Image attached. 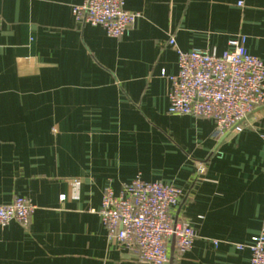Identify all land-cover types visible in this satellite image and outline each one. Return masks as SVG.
<instances>
[{
    "label": "crops",
    "instance_id": "obj_1",
    "mask_svg": "<svg viewBox=\"0 0 264 264\" xmlns=\"http://www.w3.org/2000/svg\"><path fill=\"white\" fill-rule=\"evenodd\" d=\"M82 2L0 0V205L36 207L0 227V264H141L97 214L136 176L182 191L173 216L195 238L172 264H250L237 245L264 228V105L216 139L212 119L167 113L160 75L177 73L170 37L222 55L242 35L264 63V0H125L142 17L120 38L76 24Z\"/></svg>",
    "mask_w": 264,
    "mask_h": 264
},
{
    "label": "built area",
    "instance_id": "obj_2",
    "mask_svg": "<svg viewBox=\"0 0 264 264\" xmlns=\"http://www.w3.org/2000/svg\"><path fill=\"white\" fill-rule=\"evenodd\" d=\"M72 15L76 24L100 27L111 38L126 35L142 17L141 12L126 10L125 0H83L72 8ZM245 45L246 38L238 35L222 55L199 49L182 52L170 37L168 46L177 54V73L160 75L168 82L167 113L212 119L216 139L240 134L249 115L264 105V63L248 54ZM203 172L200 164L197 174ZM181 197V189L136 176L118 196L106 188L97 214L108 241L133 248L141 264H170L172 243L174 255L182 256L195 238L191 226L173 216ZM35 209L22 197L0 205V227L12 222L27 227ZM244 248L250 252V264H264V228L248 245H237V249Z\"/></svg>",
    "mask_w": 264,
    "mask_h": 264
},
{
    "label": "water",
    "instance_id": "obj_3",
    "mask_svg": "<svg viewBox=\"0 0 264 264\" xmlns=\"http://www.w3.org/2000/svg\"><path fill=\"white\" fill-rule=\"evenodd\" d=\"M173 255H174V249L172 243V245L170 246V264H172Z\"/></svg>",
    "mask_w": 264,
    "mask_h": 264
}]
</instances>
